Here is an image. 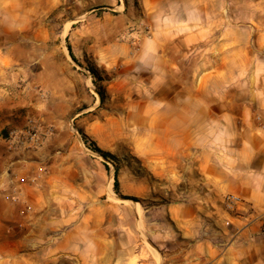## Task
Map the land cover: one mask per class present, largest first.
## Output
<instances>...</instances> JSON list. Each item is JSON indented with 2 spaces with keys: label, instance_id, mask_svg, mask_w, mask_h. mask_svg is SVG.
<instances>
[{
  "label": "crops",
  "instance_id": "crops-1",
  "mask_svg": "<svg viewBox=\"0 0 264 264\" xmlns=\"http://www.w3.org/2000/svg\"><path fill=\"white\" fill-rule=\"evenodd\" d=\"M173 2L140 0L148 19ZM6 4L0 0V8ZM7 30L0 20V76ZM176 36L142 40L151 66L175 62ZM262 36H256L258 45ZM189 38L199 46L198 34L182 40ZM206 71L202 86L192 66L181 90L177 85L168 96L166 81L154 98L166 109L173 105L177 115L173 125L160 109L165 174L177 176L168 192L176 202L160 210L167 224L160 226L158 257L125 226L129 217L116 201L105 202L103 172L92 163L59 155L50 145L24 150L5 143L8 130L22 121L16 109L3 113L0 86V264H264V48L227 50L218 67L208 61ZM233 75L239 91H232ZM205 88L208 94H201ZM170 136L177 137L175 148ZM186 181L188 188L181 186ZM227 196L242 204L227 211Z\"/></svg>",
  "mask_w": 264,
  "mask_h": 264
},
{
  "label": "rangeland",
  "instance_id": "rangeland-1",
  "mask_svg": "<svg viewBox=\"0 0 264 264\" xmlns=\"http://www.w3.org/2000/svg\"><path fill=\"white\" fill-rule=\"evenodd\" d=\"M110 1L6 0L0 8L8 29L6 39L1 34L7 52L0 76L6 93L2 111L16 109L22 126L9 129L4 138L12 144L10 131L33 126L42 138L36 150L50 145L59 155L92 163V170L103 172L105 202L116 201L129 217L125 226L158 257L160 226L167 224L160 210L176 202L168 192L177 176L165 174L160 109L173 125L177 115L173 105L166 109L154 98L166 81L168 96L177 93V85L181 90L192 66L199 68L195 79L199 74L202 86L208 61L218 67L227 50H263L256 36L263 34L264 41V0H175L151 19L140 0ZM167 16L173 20L162 23ZM167 32L177 34L175 62L151 66L140 43ZM192 32L198 34V47L195 38L182 40ZM234 75L233 92L239 89ZM201 94H208L207 88ZM83 135L112 157L94 152ZM167 140L176 147V136Z\"/></svg>",
  "mask_w": 264,
  "mask_h": 264
},
{
  "label": "built area",
  "instance_id": "built-area-1",
  "mask_svg": "<svg viewBox=\"0 0 264 264\" xmlns=\"http://www.w3.org/2000/svg\"><path fill=\"white\" fill-rule=\"evenodd\" d=\"M10 142L24 150H30L40 147L42 144V138L35 131L34 127H27L24 130H13L9 132ZM227 211H234L237 205L242 204V201L235 196H227L223 202Z\"/></svg>",
  "mask_w": 264,
  "mask_h": 264
},
{
  "label": "trees",
  "instance_id": "trees-1",
  "mask_svg": "<svg viewBox=\"0 0 264 264\" xmlns=\"http://www.w3.org/2000/svg\"><path fill=\"white\" fill-rule=\"evenodd\" d=\"M70 56L73 58L72 53H70ZM98 95H99V97L102 98V96H101L100 93H98ZM83 138H84L85 142L89 145V147H90L94 152L99 153V154H100L101 156H103L104 158H110V157H112V156L109 155L108 153H105V152L101 151L99 148H97L96 145H95L92 141H90L86 136L83 135ZM118 187H119L118 179H117V177L115 176V179H114V186H113V188H114V190H115V192H116L117 194H118V192H119ZM122 198L125 199V200H133V201H136V199H133V198H130V197H122Z\"/></svg>",
  "mask_w": 264,
  "mask_h": 264
}]
</instances>
